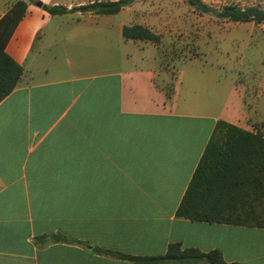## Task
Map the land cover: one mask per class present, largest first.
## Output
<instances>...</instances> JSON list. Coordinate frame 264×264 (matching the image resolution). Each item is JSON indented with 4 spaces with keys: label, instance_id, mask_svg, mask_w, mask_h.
I'll list each match as a JSON object with an SVG mask.
<instances>
[{
    "label": "crops",
    "instance_id": "crops-1",
    "mask_svg": "<svg viewBox=\"0 0 264 264\" xmlns=\"http://www.w3.org/2000/svg\"><path fill=\"white\" fill-rule=\"evenodd\" d=\"M16 1L0 0V19ZM35 2L68 13L29 5L5 48L23 72L0 102V264H136L124 256L175 243L264 264V228L176 216L217 122L264 138V121L221 119L181 96L160 58L109 71L99 19L110 15L69 12L80 0ZM133 7L143 5L120 12Z\"/></svg>",
    "mask_w": 264,
    "mask_h": 264
},
{
    "label": "rangeland",
    "instance_id": "rangeland-1",
    "mask_svg": "<svg viewBox=\"0 0 264 264\" xmlns=\"http://www.w3.org/2000/svg\"><path fill=\"white\" fill-rule=\"evenodd\" d=\"M80 1L86 5L96 0ZM200 1L213 11L227 6L264 10V0ZM140 3L141 9L99 19L100 25L109 27V71L120 70L122 59L160 58L161 71H172L181 80V96L188 92L204 99L207 111L221 119L264 121V24L231 23L211 12L201 13L185 0ZM138 22L154 29L159 36L157 48L150 42L123 40L120 29Z\"/></svg>",
    "mask_w": 264,
    "mask_h": 264
},
{
    "label": "trees",
    "instance_id": "trees-1",
    "mask_svg": "<svg viewBox=\"0 0 264 264\" xmlns=\"http://www.w3.org/2000/svg\"><path fill=\"white\" fill-rule=\"evenodd\" d=\"M134 1H93L73 7L69 12L116 15ZM185 1L201 13L211 12L216 18L231 23L264 24V10L256 6H227L213 11L200 0ZM35 3V0H18L0 19V102L14 90L23 72L5 48L28 6ZM41 7L50 15L68 13L64 7ZM121 35L125 40L159 42L156 33L138 24L124 26ZM176 216L191 222L264 228V138L217 122ZM124 257L136 264H227L219 251L203 253L194 248L182 249L177 243L170 244L162 256Z\"/></svg>",
    "mask_w": 264,
    "mask_h": 264
},
{
    "label": "water",
    "instance_id": "water-1",
    "mask_svg": "<svg viewBox=\"0 0 264 264\" xmlns=\"http://www.w3.org/2000/svg\"><path fill=\"white\" fill-rule=\"evenodd\" d=\"M35 5H36L37 7H41V4L38 3V2H36Z\"/></svg>",
    "mask_w": 264,
    "mask_h": 264
}]
</instances>
